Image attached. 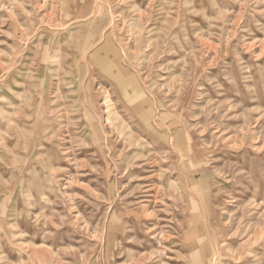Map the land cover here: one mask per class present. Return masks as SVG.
Here are the masks:
<instances>
[{"label": "rangeland", "instance_id": "obj_1", "mask_svg": "<svg viewBox=\"0 0 264 264\" xmlns=\"http://www.w3.org/2000/svg\"><path fill=\"white\" fill-rule=\"evenodd\" d=\"M0 264H264V0H0Z\"/></svg>", "mask_w": 264, "mask_h": 264}]
</instances>
